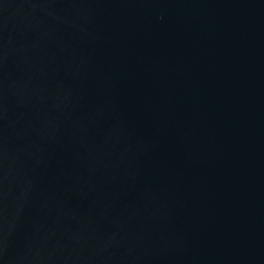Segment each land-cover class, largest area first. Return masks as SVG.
Returning a JSON list of instances; mask_svg holds the SVG:
<instances>
[{"label": "water", "instance_id": "water-1", "mask_svg": "<svg viewBox=\"0 0 264 264\" xmlns=\"http://www.w3.org/2000/svg\"><path fill=\"white\" fill-rule=\"evenodd\" d=\"M0 264H264V0H0Z\"/></svg>", "mask_w": 264, "mask_h": 264}]
</instances>
